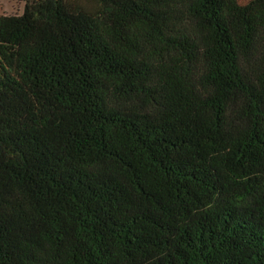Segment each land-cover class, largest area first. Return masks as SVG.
Returning <instances> with one entry per match:
<instances>
[{"label":"trees","instance_id":"trees-1","mask_svg":"<svg viewBox=\"0 0 264 264\" xmlns=\"http://www.w3.org/2000/svg\"><path fill=\"white\" fill-rule=\"evenodd\" d=\"M0 264H264V0H11Z\"/></svg>","mask_w":264,"mask_h":264},{"label":"rangeland","instance_id":"rangeland-1","mask_svg":"<svg viewBox=\"0 0 264 264\" xmlns=\"http://www.w3.org/2000/svg\"><path fill=\"white\" fill-rule=\"evenodd\" d=\"M251 0H239L240 3L246 4ZM24 10V3L11 0H0V16L21 15Z\"/></svg>","mask_w":264,"mask_h":264}]
</instances>
